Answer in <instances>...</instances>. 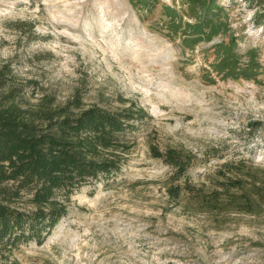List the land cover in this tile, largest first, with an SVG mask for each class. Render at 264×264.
I'll return each instance as SVG.
<instances>
[{
  "label": "rangeland",
  "instance_id": "1",
  "mask_svg": "<svg viewBox=\"0 0 264 264\" xmlns=\"http://www.w3.org/2000/svg\"><path fill=\"white\" fill-rule=\"evenodd\" d=\"M217 1L228 6L230 30L189 48L164 13L181 0L142 15L129 0H0V62L39 82L32 101L48 92L65 102L80 90L86 105L134 102L152 116L128 135L133 146L114 182L83 186L42 244L5 252L0 264H264V204L247 212L226 201L215 210L187 195L177 201L168 188L185 178L172 182L174 167L152 153L193 155L187 176L206 191L224 180L217 170L226 162H246L228 175L264 186V26L255 21L264 8ZM231 33L243 62L257 49L256 79L212 70L213 45Z\"/></svg>",
  "mask_w": 264,
  "mask_h": 264
},
{
  "label": "trees",
  "instance_id": "2",
  "mask_svg": "<svg viewBox=\"0 0 264 264\" xmlns=\"http://www.w3.org/2000/svg\"><path fill=\"white\" fill-rule=\"evenodd\" d=\"M129 1L140 15L152 13L160 4V0ZM246 1L264 8V0ZM227 9L217 0H181L179 7L165 4L167 29L185 47L194 48L230 30L224 18ZM260 12L257 9L255 21L264 26ZM238 46L233 33L228 41L216 42L212 70L224 78L256 79L262 67L257 49H249L248 61L243 62ZM39 89L38 81L19 78L10 61L0 62V255L31 241L42 244L67 215L73 195L86 184L114 182L133 146L128 135L152 117L134 102L116 110L86 105L80 90L65 102L48 92L32 101L29 93L35 95ZM152 153L174 167L172 182L185 178L168 188L177 201L187 195L190 202L209 210L226 201L247 212L264 204V186L249 188L245 180L228 175L242 171L244 161L224 163L217 170L224 180L206 191L187 176L193 155L157 146H152Z\"/></svg>",
  "mask_w": 264,
  "mask_h": 264
}]
</instances>
